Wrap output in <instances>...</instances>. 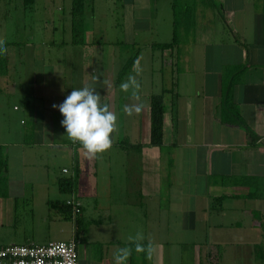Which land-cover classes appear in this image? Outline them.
Listing matches in <instances>:
<instances>
[{
    "label": "crops",
    "instance_id": "crops-1",
    "mask_svg": "<svg viewBox=\"0 0 264 264\" xmlns=\"http://www.w3.org/2000/svg\"><path fill=\"white\" fill-rule=\"evenodd\" d=\"M119 2L126 12L122 21L130 28L126 40L85 39L86 24L84 44L74 45L69 13L67 37H51L45 54L33 46L32 38L25 59L28 67L18 59L15 81L0 80V94L11 91L18 99L10 115L16 132L0 141L8 164V196L0 199V246L36 244L33 226L20 237L21 230L10 227L22 217L34 224L44 189V210L47 207L48 214L63 219L50 203L71 197L59 198V180L67 178L62 170H68L76 174L72 196L80 204V223L77 227L73 217L64 219L72 226L69 238L61 241L76 238L82 245L81 233L89 220L99 228L106 223L114 229V238H101L86 247L90 254L78 264H114V253L124 247L132 249L127 264H207L210 245L222 248L220 264H264V256L256 255L257 245L264 251V199L236 198L249 188L231 181L264 178V0H212L213 8L198 4L188 41L179 51H159L161 75L167 71L161 89L165 91L162 147L150 144V100L157 94L149 81L137 80L139 88L124 93L120 90L124 81L118 84L116 78L128 57L119 45L138 50L142 25L164 29L162 37L157 30L148 32L150 39L144 43L150 52L154 44L171 41V0ZM92 7H87L85 21L95 13ZM241 65L248 68L234 87L233 101L259 137L255 144L241 127L220 119L223 68ZM139 72L134 64L131 75ZM85 86L95 88L101 103L117 116L111 147L91 158L65 136L62 116L52 107ZM137 104L142 105L141 112L129 116L125 108ZM124 139L139 145V150L120 148ZM58 159L64 164L59 165ZM42 174L49 185L36 180ZM39 183L44 189L37 187ZM49 186L57 195L54 199L48 198ZM219 197H224L220 207L215 202ZM138 235L142 240L134 239ZM118 236L127 239L114 243ZM132 243L142 244L146 251L137 253Z\"/></svg>",
    "mask_w": 264,
    "mask_h": 264
},
{
    "label": "rangeland",
    "instance_id": "rangeland-1",
    "mask_svg": "<svg viewBox=\"0 0 264 264\" xmlns=\"http://www.w3.org/2000/svg\"><path fill=\"white\" fill-rule=\"evenodd\" d=\"M89 3H91L88 4L89 7H92V5L94 6L92 8H94L95 13L92 16H89L87 21L84 20V28L86 24L88 26L86 28L85 39L93 36L96 38L95 41L97 43L102 41V37L104 39L107 38L108 40H114L119 37L123 38L122 40H126L130 28L125 24V19L124 22L122 21V15L125 17L126 12L120 7L119 0H89ZM70 4L71 0H37L34 6V11H30L24 8L23 0H0V42L18 43L15 48L13 47L10 49V73L7 77L1 79V83L3 82L2 84H5V81L8 83L15 81L16 77L13 71L18 69L20 66L18 59H24L25 64V59L28 57L27 54L30 51L29 47L32 45L30 44L32 42V38L35 39V41L33 40V46L34 44H37V47L41 49L39 52L45 54L47 52V42H49L51 37H54L55 39L61 38L62 36L67 37L68 33L66 31L69 28L67 19L70 13ZM110 8L111 10H109ZM117 20L121 21L118 22ZM153 25H156V21H153ZM152 30L153 32L157 30L159 35L161 34L160 36H163V27H154V29H149L148 27L142 25V27L139 29L140 37L137 39V41H141L142 43H139L138 50L137 48L133 49L131 45L126 47L120 44L119 46H122L121 51H123L124 54H128V57L125 59L126 62L130 58L134 59L137 57L134 64L139 65L140 72L135 74V78L138 81L144 82L145 84H147L149 81V86H151L152 91L154 90L155 94H160L163 84L166 83L167 71L164 70L161 75L159 51L155 50L150 52V50L145 47L146 44L144 42L150 39L148 36L150 34L148 32L151 33ZM63 31H65L64 34ZM126 62L120 66L119 73L121 72L123 66L126 65ZM25 65L28 67V63ZM133 66L125 73V76L121 79V81H125L127 77L132 76L130 71L132 70ZM151 70H156V72L152 73ZM69 94L70 92L68 95ZM17 104L18 99L14 92H1L0 141L7 140L9 136H14V133L16 132L14 129L15 126L11 122L10 115L14 114L13 107ZM54 141L58 142L57 140ZM28 156L29 155H27V157ZM42 158L43 157H41L38 162L42 163ZM63 162L64 161L58 159L57 163L61 165L64 164ZM68 176L69 175L64 174V177ZM41 177L42 178L40 179L36 177V180L40 183L45 181V176L43 174ZM40 183L37 185V187L44 189L40 186ZM49 184V181L46 179L45 186ZM48 190V198H56V193L50 192L51 190H54V188L49 186ZM44 195L45 189L41 191V194L38 197V216L36 220L34 219V224H32V219H23L22 217L20 221H17V224L11 226L10 229L12 228L13 230L14 228H18L21 230L17 235L20 237L21 234H23L25 231L28 232L33 226L35 228L34 241L39 245H44L49 241L67 240L70 236L69 229L71 228L72 223L64 219L58 220L57 216H54V214L51 212L48 214L46 212L47 207H45V211L42 203ZM65 197L66 195L62 194L59 198L62 199ZM88 203L90 204L91 200H89ZM44 214L46 215L42 218V221L40 217ZM45 220L46 222H44ZM95 224L96 223L94 220H89L85 223L84 230L81 233V239L83 238V243L82 245L78 246L77 264L80 259L86 258L90 254L89 249L86 247L90 245H96L98 240L101 238H114V236L112 237L111 234V231L114 230L112 225L105 223L102 228H99ZM202 230L203 227L200 226L198 233L199 239L203 238L201 236ZM98 235L107 237H101ZM122 238L127 239V237L118 236L116 238L117 241L113 242L117 243L120 240H125ZM108 242L110 243L111 241ZM16 243L19 244L20 242ZM91 253H93V251Z\"/></svg>",
    "mask_w": 264,
    "mask_h": 264
},
{
    "label": "trees",
    "instance_id": "trees-1",
    "mask_svg": "<svg viewBox=\"0 0 264 264\" xmlns=\"http://www.w3.org/2000/svg\"><path fill=\"white\" fill-rule=\"evenodd\" d=\"M35 0H23V6L26 10H30ZM89 0H71L70 6V18H71V34L72 44L80 45L84 44L82 41L84 35V20L85 12L88 7ZM198 4L213 8L212 0H171V12H172V39L168 43L154 44L152 46L153 51H179L182 44L188 41L195 28V14ZM3 43L7 51L0 55V80L5 78L10 73V49L15 48L18 43L13 42H0ZM244 46V45H242ZM137 58V57H136ZM136 58H130L126 65L123 66L121 72L118 73L116 83H120L121 79L125 76V73L131 69ZM247 65L241 66H226L222 71V99H221V122L228 125L239 126L247 134L251 144H255L259 137L247 127L244 120L240 116V113L233 101V90L238 84L241 76L247 70ZM164 94L163 91L160 94L153 95L150 100V144L156 147H162L164 142ZM120 148H133L139 150V145L131 144L127 139L119 142ZM7 171V160L3 152V147L0 145V199L8 196V180L5 176ZM75 172L73 175H69L67 178L59 180V191L64 195H72L75 186ZM221 180H225L221 178ZM231 181L234 185L245 186L249 188V192L246 195L236 196V198L242 197L244 199H264V178H232ZM224 197L216 198L218 206L220 207L221 201ZM67 201V200H66ZM66 201H54L51 206L61 211L64 217L63 219L72 218L71 207L66 204ZM80 212V209H79ZM71 217V218H70ZM257 221L260 219V215L254 216ZM77 227H79L78 215L74 218ZM261 225V224H260ZM132 247L136 246V243L130 244ZM222 248L217 245H210L207 247L206 261L207 264H220L221 263ZM263 249L260 245L256 246V255L258 259H263Z\"/></svg>",
    "mask_w": 264,
    "mask_h": 264
},
{
    "label": "clouds",
    "instance_id": "clouds-1",
    "mask_svg": "<svg viewBox=\"0 0 264 264\" xmlns=\"http://www.w3.org/2000/svg\"><path fill=\"white\" fill-rule=\"evenodd\" d=\"M6 51L3 43H0V55ZM138 88L139 83L135 76H129L120 84V90L124 93ZM101 100L102 97L95 88L85 86L73 89L61 104L52 106L62 116L61 126L65 130V136L79 144L90 158L111 147V134L116 127V114L109 109L107 104H102ZM141 110L142 105L140 104L125 108L129 116L134 113L139 114ZM134 239L142 240V237L138 235ZM135 251L143 253L146 249L142 244L136 243ZM131 254L132 249L129 247L118 248L113 256L114 264H127Z\"/></svg>",
    "mask_w": 264,
    "mask_h": 264
},
{
    "label": "built area",
    "instance_id": "built-area-1",
    "mask_svg": "<svg viewBox=\"0 0 264 264\" xmlns=\"http://www.w3.org/2000/svg\"><path fill=\"white\" fill-rule=\"evenodd\" d=\"M63 174L73 175V171L62 170ZM71 207L72 217L75 218L80 209L79 202L74 196L66 201ZM76 238L68 241H52L44 245L10 244L0 246V264H77L78 246Z\"/></svg>",
    "mask_w": 264,
    "mask_h": 264
}]
</instances>
